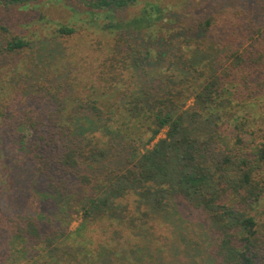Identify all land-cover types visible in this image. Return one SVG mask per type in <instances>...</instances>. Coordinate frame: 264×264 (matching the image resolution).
Here are the masks:
<instances>
[{
	"label": "trees",
	"instance_id": "16d2710c",
	"mask_svg": "<svg viewBox=\"0 0 264 264\" xmlns=\"http://www.w3.org/2000/svg\"><path fill=\"white\" fill-rule=\"evenodd\" d=\"M45 1L0 0L9 6L8 12ZM89 3L92 10L143 3L146 12L151 0ZM142 21L108 26L120 33L110 53L95 65L94 80L71 92L43 84L40 88L46 92L38 97L30 92L22 95V83L7 84L13 75L0 68V77H5L0 79V136L12 141L11 130L27 129L31 140L21 146L36 170L33 188L42 185L38 179L43 178L54 184L62 207L69 205L67 213L69 201H74L80 217L76 237L95 224L107 223L111 232H104L106 249L88 264H170L176 262L168 258L170 251L183 256L186 248H201L199 235L210 242L200 250L213 255L214 264H264V25L248 29L247 20L239 21L223 43L233 44L236 52L228 58L225 54L220 66L217 58L213 67L196 51L189 55L180 48L155 55L148 46L133 45L121 35L124 26L139 27ZM204 25L208 27L209 21ZM8 29V24L0 23V63L13 59L25 68L46 46L38 48ZM76 32L59 26L53 34L67 40ZM243 37L249 39L245 44L239 42ZM184 45L189 46L186 37ZM153 60L160 67L149 69ZM85 87L88 95L83 93ZM17 91L21 97L42 100L45 108L19 112ZM119 114H149V138L139 145L117 138L108 124ZM87 120L103 128L107 143L82 133L81 121ZM28 184L20 183L25 193ZM4 197L2 191V215L10 214ZM46 208H53V203L41 202L39 212L47 214ZM58 220L64 221L60 216ZM3 226L0 230L11 237L41 246L49 264L63 263L70 256L63 250L74 235L67 226L44 228L35 219L17 216ZM81 242L73 248L77 257L73 264H82L80 260L89 256L82 252Z\"/></svg>",
	"mask_w": 264,
	"mask_h": 264
},
{
	"label": "rangeland",
	"instance_id": "374dc122",
	"mask_svg": "<svg viewBox=\"0 0 264 264\" xmlns=\"http://www.w3.org/2000/svg\"><path fill=\"white\" fill-rule=\"evenodd\" d=\"M90 1L93 0L33 2L27 6V9L12 10L11 12H8L7 7L9 6L0 2V23L8 24L10 33L27 37L38 48L40 45L46 46V48L40 47V51L35 53L25 68L24 64L19 61L2 60L0 68L9 69L13 75L7 84L19 80L22 83L20 89L22 95L25 92H30L29 94L32 96L38 97L41 95L40 92H46L40 88L43 84L46 87L57 85L62 92L63 88H69L66 92H71V89H77L80 84L91 82L95 78V65L110 53L114 38L120 35L119 30L113 27L108 29V26L119 23V21L129 24L134 19L143 20L139 27L127 24L121 33V35L129 37L133 45L143 47V49L148 46L155 52V55L159 53L169 55L177 52L180 48L185 53L189 52V55L196 51L197 56L199 55L206 61L211 60L213 64L209 63V65L211 64L213 67L217 66V58L220 66L225 54V57L228 58L232 57L229 56L231 53L236 52L233 49V44L225 46L223 43L229 36L226 33L237 27L235 25L239 21L247 20L245 22H247L246 28L248 27V29L264 25V0H151V4L146 6L148 8L146 12L142 10L145 5L143 3L131 8L108 7L98 10L93 8L92 10L87 5ZM155 7L159 8L158 12ZM207 21H209V25L205 27L204 23ZM59 26L72 27L77 32L75 36L67 40H59L53 34ZM240 29L241 27L238 28V31ZM184 37H186V41L189 40V46H182ZM1 39L0 36V50L3 44ZM248 40L243 37L242 40L239 39V42L242 41L245 44ZM160 65L153 60L150 62L149 69H157ZM226 66L224 65L222 68ZM22 69L24 72H21ZM160 70L166 72L163 67ZM169 72L172 71L169 70ZM3 78L5 77H0V79ZM87 87L83 89L85 95L89 94ZM226 89L227 96L230 97L231 86ZM17 95L21 99L20 105H18L21 113L37 107L45 108L43 104H40L42 100L36 97L33 100L29 96L21 97L19 91H17ZM47 98L52 99V96H47ZM109 101L113 102V100ZM190 104L191 101L187 105ZM81 122L84 127L83 134L94 135L95 138L101 139L102 143H107L108 138L103 128L97 126L96 123L89 124L88 120ZM149 126V114L136 116L119 114L108 124L109 131H112L117 138L134 145H139L149 138ZM11 133L13 134V136L11 135L12 141L9 140L10 136H0V193L5 192L4 202L7 203L10 213L3 215L0 213V226L5 225L9 218L17 216L24 219H35L44 228L58 225L67 226L68 231L72 234L76 233L80 217L74 212L77 209L74 201L72 199L69 201L70 209L67 213L66 207L69 205L62 207L64 202L62 203L57 197L59 194H56L57 189L54 184L48 183L43 178L40 181L38 179V183L42 185L33 188V184L37 181L36 170L31 169L33 166L28 163V151L26 147L24 149L21 146L22 142H24V146L30 142V134L23 127H15ZM163 136L162 132L158 138ZM6 154H10L9 159H5ZM18 159H20V163H18ZM26 182L29 183L28 187L23 188L27 193L20 188V183L24 186ZM35 190H39V193L36 194ZM41 202H52L53 208H46L47 214L40 213ZM59 216L64 221L58 220ZM106 224L102 222L95 224L82 232L80 237H76V234L73 237L70 236V243L63 249L69 251L70 256L60 264H73L72 259H77L73 248L81 241L82 252L89 254L84 260H80L83 256H78L82 264L90 263L98 255L102 257V249L105 248V237L107 236L104 235V232H111ZM202 237L199 235L198 239L202 243L201 248L205 246L204 249H206V245L211 244L210 242L206 243ZM201 248H186V253L183 256L174 255L170 251L168 258L172 260L174 258L176 261H172L170 264H214L213 255H208L204 249L200 250ZM0 254V264L50 263L49 257L41 246H34L21 238L11 237L8 232L3 230H0Z\"/></svg>",
	"mask_w": 264,
	"mask_h": 264
}]
</instances>
